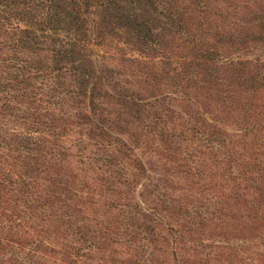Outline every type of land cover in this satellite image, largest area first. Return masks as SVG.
<instances>
[{
	"label": "trees",
	"instance_id": "obj_1",
	"mask_svg": "<svg viewBox=\"0 0 264 264\" xmlns=\"http://www.w3.org/2000/svg\"><path fill=\"white\" fill-rule=\"evenodd\" d=\"M0 264H264V0H0Z\"/></svg>",
	"mask_w": 264,
	"mask_h": 264
},
{
	"label": "rangeland",
	"instance_id": "obj_2",
	"mask_svg": "<svg viewBox=\"0 0 264 264\" xmlns=\"http://www.w3.org/2000/svg\"><path fill=\"white\" fill-rule=\"evenodd\" d=\"M91 23H92V20H91ZM92 50H93V52L95 54L94 55L95 59L99 60V62H105L108 65H112L114 63V61H117V59L112 56L114 54V50H112L107 45H104V46H92ZM112 59H116V60H112ZM77 137H78V135H74L71 139L66 141L67 145H70V142L75 141Z\"/></svg>",
	"mask_w": 264,
	"mask_h": 264
}]
</instances>
